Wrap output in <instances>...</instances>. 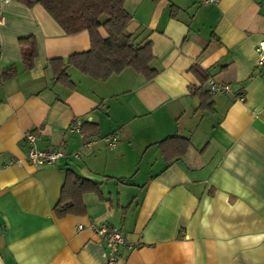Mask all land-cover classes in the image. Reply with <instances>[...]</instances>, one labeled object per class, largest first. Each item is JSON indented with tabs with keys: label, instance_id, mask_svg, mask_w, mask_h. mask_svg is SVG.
<instances>
[{
	"label": "crops",
	"instance_id": "crops-1",
	"mask_svg": "<svg viewBox=\"0 0 264 264\" xmlns=\"http://www.w3.org/2000/svg\"><path fill=\"white\" fill-rule=\"evenodd\" d=\"M124 9L125 32L150 43L154 77L126 68L97 81L68 67L69 89L50 61L87 51L88 33L67 35L41 6L0 0V264H105L92 223L125 238L116 264H264V68L255 50L264 0H125ZM28 42L35 56L25 69ZM193 66L230 92L210 96ZM74 120L96 128L85 149ZM28 131L38 149L63 157L28 164ZM114 132L108 148L102 138ZM173 135L189 146L167 163L158 142ZM68 170L99 183L100 194L82 195L83 213L58 217Z\"/></svg>",
	"mask_w": 264,
	"mask_h": 264
},
{
	"label": "trees",
	"instance_id": "trees-1",
	"mask_svg": "<svg viewBox=\"0 0 264 264\" xmlns=\"http://www.w3.org/2000/svg\"><path fill=\"white\" fill-rule=\"evenodd\" d=\"M21 4L31 8L41 6L67 35H74L86 31L89 36L90 47L87 51L74 53L65 59L50 61L53 79L74 88L66 70L72 67L81 74L97 81H105L112 75L120 74L130 68L145 79H151L156 70L150 66L152 53L149 41L141 45L134 42L135 37L126 33L125 28L131 20L124 9L125 0H18ZM156 1V0H154ZM101 27L106 37H101L98 28ZM22 51V61L25 69L32 66L35 56L33 42H28ZM192 73L204 83L207 74L204 70L193 66ZM11 72H2V76H10ZM200 107L209 105V96L198 92ZM81 132L84 137L96 134L95 126L82 124ZM189 146L187 138L168 136L158 142L161 155L167 163L184 155ZM85 193L99 192V183L82 178L71 171L65 173L64 182L60 189V198L54 205L56 216L79 214L84 212L81 198Z\"/></svg>",
	"mask_w": 264,
	"mask_h": 264
},
{
	"label": "built area",
	"instance_id": "built-area-1",
	"mask_svg": "<svg viewBox=\"0 0 264 264\" xmlns=\"http://www.w3.org/2000/svg\"><path fill=\"white\" fill-rule=\"evenodd\" d=\"M2 2H7L8 0H1ZM200 6H206L214 4L217 0H197ZM257 53V65L259 68H264V38H262L255 48ZM206 92L210 95H218L222 93L230 92L229 85L227 83L217 82L212 79L206 81ZM242 100V97H238ZM82 123L79 120L72 121L70 125V130L80 137L83 138L84 144L83 149L91 145L92 141H86L83 133L81 132ZM37 139L36 134L33 132H26L22 141L27 146L25 159L26 162L32 166H43L54 164L63 157V151L61 148L56 149H38L35 146V141ZM103 142L108 148H114L117 145L118 137L117 132L106 135L102 138ZM80 152L75 154V157L79 155ZM91 228L96 235L97 239L103 244L105 251V264H116L117 261V250L118 247L125 244V238L122 236L117 228L108 226L104 223H92Z\"/></svg>",
	"mask_w": 264,
	"mask_h": 264
}]
</instances>
